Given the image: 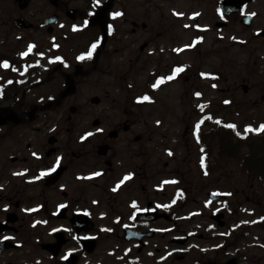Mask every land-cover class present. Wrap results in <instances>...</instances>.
Here are the masks:
<instances>
[{"label":"flooded vegetation","instance_id":"flooded-vegetation-1","mask_svg":"<svg viewBox=\"0 0 264 264\" xmlns=\"http://www.w3.org/2000/svg\"><path fill=\"white\" fill-rule=\"evenodd\" d=\"M0 1L9 3L12 8L11 15L6 16L4 26L2 22L0 26L29 35L28 44L33 47L32 55L18 57L17 60L12 56L13 53H8L10 49L8 45L4 42L0 44V62L5 61L4 64H7L5 72L0 69V102L10 105V107H0V113L3 109H7L18 119L26 120V112L36 106L23 109V100L27 93L40 89L55 79H62L64 85L66 77L91 69L103 38L104 50L99 56L96 70L88 76H75L73 78L75 91L78 82L92 78L99 72L101 60L109 55L108 45L114 42L116 36L121 35L124 39H127V36H135L137 42H141L137 47L136 62H138L140 55L145 52L154 55V49H161L162 51L157 52L161 55L164 48L169 49L174 56L181 55L173 50L178 49L177 52L182 53L181 50L190 47L188 34L189 30L194 28L197 37L192 45L201 44V48L209 49H241L243 52L241 56L247 57L254 64L260 62V67L263 69L260 76L253 73L251 77L235 80L226 78L223 89H214L221 95L222 110L231 114L230 121H216V123L249 129H261L264 125V0ZM191 6L198 8L195 11L199 13L198 16H191ZM116 12L122 15L113 17V13ZM15 23L21 27H17ZM105 29L106 32L103 34ZM141 38L144 40L142 41ZM93 45L96 47L93 48ZM4 52H7L6 55ZM89 53H91L90 58ZM130 61L127 59L126 63ZM172 69L173 65L170 69L171 73ZM180 74L174 76L173 82L178 81ZM154 75L157 77L160 74ZM19 77L22 78V82H19L21 80ZM252 78L255 79L252 81ZM214 79L216 86L222 82L220 75H216ZM152 81L155 83V79ZM157 86V84L152 85L151 93L160 90ZM61 90H57L55 94L58 95ZM126 91L127 94L124 93L118 107L110 106L119 114L118 119L112 122H104L100 119L86 122L85 131H82V136L73 142L70 154L65 155L64 161L54 166L63 169L57 183L70 167L75 171L73 176L75 189L80 185L85 189L90 184L94 185L95 181L104 179L107 182L106 187L118 184L116 187L120 191L126 187V190L133 194L126 206L114 198L112 202L115 205L121 204L118 207L121 210L115 209L113 205L110 206L115 216L105 232L98 230L99 235H95L97 230L92 227L84 237L94 238L95 247L99 239H103L107 247L105 256L96 262H91L86 257L91 254L83 253L80 248L73 253L78 257L76 264H263V260L241 253L245 251L240 250L239 245L244 240L241 236L236 237L237 240L231 238L229 242L222 241V245L215 249L203 248L201 232H193L190 227L184 225L179 226L178 210L188 207L190 203L184 197L181 200L173 199V193L179 192L176 186L167 184V187H173V192L163 193L164 200L157 199L158 191L155 190H152L151 196L137 195L139 190L146 192L142 188V183L145 181L149 184L151 177L157 175L159 163L153 152H145L147 144L150 147L153 145L150 144L155 138V130L141 120L142 107L135 100L139 96L133 97V94H129L131 92L129 89ZM194 94L193 99H195ZM107 98L106 95L104 101ZM181 99L180 96L178 105L181 104ZM49 101L51 98L47 100ZM99 102L97 106L91 105V107H98L103 101L99 98ZM75 113L77 108L74 107L73 114ZM4 114L5 111L1 117H5ZM38 116L31 123L20 125L7 123L0 130L29 126ZM87 133L93 135L88 136ZM189 133H191L190 128L187 131V134ZM52 137L55 138L56 144V137ZM119 140L121 142L118 146L116 142ZM262 141L264 153V131H262ZM101 147L107 148V155H99ZM43 149L47 157L57 153L47 145H44ZM14 159L9 164L19 163L17 157ZM170 164L166 163L162 171L169 169ZM89 166L99 168L97 176L93 179L85 176V169H90ZM2 169L11 171L7 168ZM118 177L119 180L115 182ZM118 188L114 192V197L120 193ZM182 192L186 194L187 191L183 189ZM62 196L67 219L61 222L69 225V218L79 211H86L82 214L93 218L94 211L78 207L86 198L83 193L80 195L79 190H75L70 196L67 192H62ZM8 203L10 205L5 204L0 207V243L2 246L12 244L14 248L0 253V264H41L38 258L29 260L27 256L20 254L30 238L26 230L27 216L21 211L24 202L19 201L14 205ZM191 205L198 206L200 217L204 215L201 213L198 200L191 201ZM220 213L226 217V212L220 211ZM15 218L17 221L12 225L10 222ZM227 227L228 224L224 230H227ZM127 231L131 233L127 234ZM100 235L101 238H97ZM74 240L79 246L77 236ZM58 264H65L64 259L60 258Z\"/></svg>","mask_w":264,"mask_h":264},{"label":"rangeland","instance_id":"rangeland-1","mask_svg":"<svg viewBox=\"0 0 264 264\" xmlns=\"http://www.w3.org/2000/svg\"><path fill=\"white\" fill-rule=\"evenodd\" d=\"M197 9L191 6V16L199 15L195 12ZM11 11L9 3L0 1V25L2 22L4 26L6 16L11 15ZM3 26H0V44L4 42L9 46L8 53H13L12 56H15L17 60L33 54V47L28 44L29 35L10 31ZM196 37L197 31L191 28L188 34V41H191L190 47L181 50L183 54L178 53V49L173 50L176 54H181L179 56H174V53L166 48L163 49L162 55L157 54L162 51L161 49H154V55L151 56L148 55L149 52H145L136 62L137 47L141 42L138 43L135 36H127V39L121 35L116 36L114 42L108 45L109 55L101 60L99 72L92 78L78 82L76 93L66 100L62 107L39 114L36 121L29 126L0 130V207L9 204L8 202L14 205L16 202L23 201L21 211L27 216L26 230L30 238L20 254L27 256L29 260L38 258L41 264H58L65 254L79 251L80 248L73 239L68 223L57 221L53 217L56 208L64 202L62 192H67L69 196L73 195L75 190H79L80 195L83 193L86 197L85 202L78 207L94 211L93 222L97 230L95 235H99L98 230L105 232L112 223L115 214L111 212L113 211L111 205L121 210L118 208L121 204L115 205L112 202L114 198L123 202V206L131 200L133 194H130L126 187L121 191L118 188L120 193L114 197L118 185L111 184L106 187L107 182L104 179L95 181L94 185L90 184L85 189L81 185L75 189L73 186L75 171L70 167L60 181L51 188H45L42 185L43 181L39 180L44 179L56 164L64 161L65 155L70 154L73 142H76L82 136L81 132L85 131L86 122L97 119L112 122L118 119L119 114L110 106L118 107L124 93L127 94L126 90L129 89L131 91L129 94H133V97L143 95L149 97L148 100L139 103L142 107L140 108L142 122L155 130V138L150 144L153 145L150 147L147 144L145 152H153L159 163L157 175L151 177L149 184L145 181L142 183V188L146 192L139 190L137 195L151 196L152 190H155L158 191L157 199L164 200L163 193L167 191L168 194H172L173 192V187H167V184L174 185L178 181L180 188L187 191L184 198L190 203L188 207L178 210L179 226L184 225V227H190L193 232H201V246L206 250L218 248L222 245V240H215L213 237H227V232L219 229L209 220V217L214 212L223 210L226 212L224 220L229 224L230 230H235L238 224L248 225L251 228L246 239L239 245L240 250H245L241 253L263 260L264 264V223L258 224L260 216L264 213V186L253 176L246 174L240 166V159L245 154L254 156L255 159L261 158L264 164L263 141L250 144L248 148L237 149L238 158L221 162L216 172L210 171L216 165L213 162V156L209 157L210 173H207L203 168L199 171L200 160L204 155L197 151L192 134H187L188 129H191L201 118V113L197 114L194 111L201 104H213L208 111L202 113L209 120L230 121L231 114L222 110L221 95L214 89H223L226 78L235 80L251 77L253 73L260 76L263 69L260 67V62L254 64L247 57L241 56L243 53L241 49H209L201 48V44L192 45ZM141 40L143 41L144 38ZM125 45L128 47L125 48ZM6 53L4 52L5 55ZM127 59L131 60L128 64ZM172 65L182 69L177 72V74L181 73L178 81L170 83L157 93H151L154 74L169 76ZM208 74L220 75L222 82L216 86L214 81L203 77ZM20 79L19 82H22V78ZM254 79L252 78V81ZM62 88L63 80L55 79L40 89L28 92L23 100V109L46 103L49 98L56 96L57 90ZM193 93L196 95L199 93L196 99L192 98ZM106 95L108 98L104 101ZM93 96L103 101L100 106L91 107L89 100ZM180 96L182 99L179 106L177 101ZM188 102L191 105L189 107L186 105ZM0 107H10V105L0 102ZM70 107L77 108V113H69ZM205 130L203 129V132ZM238 130L240 133L244 132V128H238ZM50 136L56 137L57 143L52 148L57 153L47 157L44 155L43 147L47 145L46 141ZM207 139L210 140L216 154L218 135ZM120 142L121 140L116 144L119 146ZM11 156L17 157L19 163L9 164L8 158ZM166 163H171L169 169L162 171ZM2 168L11 171L8 172ZM89 168L85 169V176L93 179L97 176L99 168L92 166ZM118 180L119 177L114 181ZM208 192L226 196L228 204H208L206 198ZM173 197L175 200H180L182 195L174 192ZM193 200L199 201L201 212L204 214L201 217L198 206L191 205ZM60 230L67 233L66 237L69 241L63 247L59 258L51 259L40 247L45 243H51L53 234ZM97 238H101V235ZM103 242V239H99L91 256H86L91 262H96L105 256L107 247ZM247 248L249 251L246 250Z\"/></svg>","mask_w":264,"mask_h":264},{"label":"water","instance_id":"water-1","mask_svg":"<svg viewBox=\"0 0 264 264\" xmlns=\"http://www.w3.org/2000/svg\"><path fill=\"white\" fill-rule=\"evenodd\" d=\"M16 25H17V27H21L17 23H16ZM103 47H104V39H103V42L101 45V50L103 49ZM97 61H98V57H96L95 64L90 70H88L84 73L80 72V74H78V72H76L72 77H70V76L66 77V80H65L66 87H65V90L60 94V96L53 103H50V104H48L44 107H41V108H34L33 110H31L30 113L27 114V116L29 117V119L27 121L28 122L32 121L34 119V115L37 111L48 110L53 105L59 106L66 97L72 95L75 92V86L73 83V78L77 75L87 76L90 73H92L96 69ZM90 102L92 105H97L99 103V100L97 98H93L90 100ZM71 111L73 112L72 109H71ZM5 115L7 116V121H13L15 124H19V123L24 122V120L18 119L11 111H5ZM5 122L6 121L3 120L2 117L0 116V126L4 125ZM53 143H54V140L50 139L49 144H53ZM100 153L105 154L106 149L101 150ZM10 161L12 162L13 159H11ZM62 171H63V169H59L57 171H54L52 173V175L46 180V186H51V185L55 184L56 181L58 180V178L60 177ZM208 198L210 201H216V200L220 199L219 197L212 195V194H208ZM64 213H65V210L63 209L62 211H60L59 215L57 216V219H63ZM220 218H222L221 215L215 216L212 219L218 223V226L222 227L224 225V223L219 221ZM14 221H15L14 219L11 220V222H14ZM70 223H71L72 227L75 229L76 233H80L81 231H85V227L89 223V221L87 218H84V217H75V218L70 220ZM54 238H55V243L44 245L42 247V249L47 251L48 253H50L53 257H56L58 255L62 245H64L66 241L64 240L63 234H61V233L56 234L54 236ZM83 246H84V249L86 252L91 253L93 250V241L83 242ZM4 249H6V248H0V251L4 250ZM75 263H76V257L75 256L69 257L66 261V264H75Z\"/></svg>","mask_w":264,"mask_h":264},{"label":"trees","instance_id":"trees-1","mask_svg":"<svg viewBox=\"0 0 264 264\" xmlns=\"http://www.w3.org/2000/svg\"><path fill=\"white\" fill-rule=\"evenodd\" d=\"M214 131L219 137L217 153L215 154L214 158L216 167H218V165L223 161L237 159L239 156L237 149L241 147L246 148L249 145L247 139H235L233 132L230 130L216 128ZM204 145L208 147V149L212 148L210 140L204 141ZM240 166L245 173H249V175L253 176L256 181H264V164L261 158L255 159L254 156L251 157L249 154H245L240 159ZM251 168L252 173L250 172Z\"/></svg>","mask_w":264,"mask_h":264},{"label":"snow or ice","instance_id":"snow-or-ice-1","mask_svg":"<svg viewBox=\"0 0 264 264\" xmlns=\"http://www.w3.org/2000/svg\"><path fill=\"white\" fill-rule=\"evenodd\" d=\"M120 15H122V13H119V12L113 13V17H118V16H120ZM86 23H87V22H86ZM95 47H96V45H93V48H95ZM90 56H91V53H89V58H90ZM5 67H7V64H6V63H5ZM175 71H176V72H180V71H182V69H176ZM161 80H163V78H161ZM154 87H155V85H154ZM197 95H199V93H197ZM143 99H144V100H148L149 97L145 96ZM228 127H230V128H234L235 125H229ZM248 130L251 131V129H248ZM261 130L264 131V125L261 126ZM97 131H102V129H97ZM87 135H88V136H91V135H93V133H87ZM54 170H55V169H53V171H54Z\"/></svg>","mask_w":264,"mask_h":264}]
</instances>
